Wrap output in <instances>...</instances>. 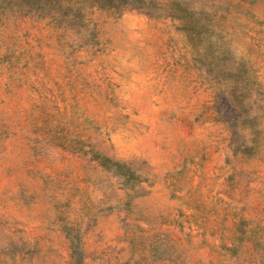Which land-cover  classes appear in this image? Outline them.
<instances>
[{
	"label": "rangeland",
	"instance_id": "rangeland-1",
	"mask_svg": "<svg viewBox=\"0 0 264 264\" xmlns=\"http://www.w3.org/2000/svg\"><path fill=\"white\" fill-rule=\"evenodd\" d=\"M51 20L0 0V264H264V0Z\"/></svg>",
	"mask_w": 264,
	"mask_h": 264
},
{
	"label": "trees",
	"instance_id": "trees-1",
	"mask_svg": "<svg viewBox=\"0 0 264 264\" xmlns=\"http://www.w3.org/2000/svg\"><path fill=\"white\" fill-rule=\"evenodd\" d=\"M17 4L36 11L40 15H48L58 20H51L56 26L76 27L81 24L82 8L87 5L98 7L115 6L120 0H13ZM181 10V9H180ZM188 29H194L187 25ZM72 253H74L72 249Z\"/></svg>",
	"mask_w": 264,
	"mask_h": 264
}]
</instances>
